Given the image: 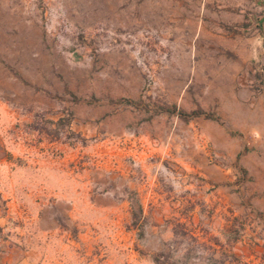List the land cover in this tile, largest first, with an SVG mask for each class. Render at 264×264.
<instances>
[{"label": "rangeland", "instance_id": "rangeland-1", "mask_svg": "<svg viewBox=\"0 0 264 264\" xmlns=\"http://www.w3.org/2000/svg\"><path fill=\"white\" fill-rule=\"evenodd\" d=\"M262 16L259 0H0L31 156L130 202L91 216V244L62 203L53 264H264Z\"/></svg>", "mask_w": 264, "mask_h": 264}, {"label": "crops", "instance_id": "crops-1", "mask_svg": "<svg viewBox=\"0 0 264 264\" xmlns=\"http://www.w3.org/2000/svg\"><path fill=\"white\" fill-rule=\"evenodd\" d=\"M0 69H5L2 63ZM3 88L0 79V264H53L48 253L54 241L61 244L62 203L83 224L80 242L91 244L97 237L90 230L98 223L91 216L122 218L130 213V202L118 201L113 192L96 195L88 171L71 178L57 156L42 152L45 156L34 159L30 138L16 125L21 114L13 107L14 97ZM59 260L54 258L56 264Z\"/></svg>", "mask_w": 264, "mask_h": 264}, {"label": "trees", "instance_id": "trees-1", "mask_svg": "<svg viewBox=\"0 0 264 264\" xmlns=\"http://www.w3.org/2000/svg\"><path fill=\"white\" fill-rule=\"evenodd\" d=\"M263 5H264V0H259ZM261 20L263 21L264 23V16H262L261 18H257V20ZM128 103H132L131 100H128ZM162 110L164 111H167L169 113H176L177 115H179L180 117H182L183 119H189V118H192V117H195V116H200V115H205V117L207 118H212V114L210 113H205L203 110L201 109H197V110H194L190 113L188 112H185L184 110H181L179 108H176V107H168V108H161ZM154 262L156 264H162V262L160 261L159 257L155 256L154 257Z\"/></svg>", "mask_w": 264, "mask_h": 264}]
</instances>
